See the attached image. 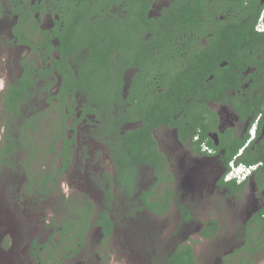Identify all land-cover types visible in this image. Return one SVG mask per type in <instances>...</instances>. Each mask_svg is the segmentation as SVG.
I'll use <instances>...</instances> for the list:
<instances>
[{
  "label": "flooded vegetation",
  "instance_id": "obj_1",
  "mask_svg": "<svg viewBox=\"0 0 264 264\" xmlns=\"http://www.w3.org/2000/svg\"><path fill=\"white\" fill-rule=\"evenodd\" d=\"M153 1L155 2L152 4L150 3V8L146 11L148 17L160 15L161 11L164 8H167L173 0ZM218 1L220 0H217L216 3L211 6L208 3H205V9L203 11L204 15L198 14L199 20L196 23V27L203 25L208 26V30H213L212 27L214 24L211 23L212 16L215 17L218 15L219 19L225 17L231 19L236 16L231 9H217L216 6ZM6 2V8H3L0 5V17H2L4 13H9L14 17V22L9 25L8 29H5L4 42L10 47H22L27 51L29 50L33 54V58L22 56L20 61L17 62V71L13 72L8 79L5 78V80L10 79V81L6 82L2 96H0V107L3 111H5V96L7 94L8 84L12 83L17 77L22 75L24 65L34 63L36 64L37 69L44 68L51 71V73L46 70L42 71L43 77L38 78L39 80L36 82V88L33 93L36 92L37 88L47 90L45 89V84L48 79V81H51L52 83H50V88L47 92L53 90L51 96H54L62 81V75L58 67L55 64H51L54 58L59 61H61L62 58L58 55L56 50L50 51L49 58L37 57L36 53L31 51L29 44L20 41L19 39L29 40L35 44V48L38 49L41 47L44 50L46 49L41 45V40L44 38L42 32H37L35 27L31 28L29 22L15 27L19 14L14 13L10 9L13 0H10V2L9 0H6ZM20 2L23 3L22 0H20ZM34 2L35 0H28V3L31 5L34 4ZM260 2L264 3V0H260ZM218 5H221V3H218ZM130 8L131 9L128 10L122 9V11H120L119 19L126 17L131 12L134 14L136 13L131 6ZM34 16L37 20L40 19L39 27L41 29H47L50 32L53 31L52 29L55 26L54 20L58 19L56 13L45 12L39 17V11H35ZM44 18H48L49 25H44ZM259 18L263 28L258 32H264V7ZM259 18L256 22L255 30L258 27L257 24L259 23ZM23 21H26V19ZM82 21L83 17L81 18V22ZM91 22H93V19H91ZM86 33H88L87 30ZM17 34L20 37H18ZM210 35L212 36V34ZM79 38V36H75V43L70 44L73 50L82 46V44L80 45L77 41ZM50 41L53 46L58 45L55 36L51 37ZM196 43L198 44L196 50L198 49V51H200L201 46L207 47L208 40L206 37H200ZM83 47L86 51L79 48L74 53L72 50L71 57H66V61L71 67H73V60H78L80 62L88 60L89 56L85 55V53L88 52V46L86 45ZM82 52L85 53L83 54ZM196 54H198L197 51ZM249 54H251V51H249ZM263 57V49L255 54L256 61L250 59L249 56L245 57V55L240 52L233 64V68H230L226 61L219 62L218 66L212 64L209 68V74L202 73L198 76L202 81L198 82L197 87L191 90L190 93L185 94V96L181 95V97L177 99H164V102H173L170 108H159V103L155 101V96L153 97L154 94L151 95V97H153L152 99H147L153 85L155 86L156 91L159 92L163 90L162 82H153L151 79L146 80V82L143 81L145 86H149L148 91L139 95L142 89L134 87L132 89L130 101L125 103H120V100H118L117 97H105L104 88H99L98 86L91 87V85L83 87V85L80 86L78 83L71 85L75 88H73L74 92L72 94H67V102L70 110L67 109L66 104L64 105V110L67 114L65 124L67 123V119H71L70 124H66V135L67 138H70L74 134V142L72 144L73 150L70 154V163L68 167L62 170L59 175L67 172L72 166L76 154L74 152L76 151V148L78 150L80 146L82 149L81 161H85V167L81 171L82 182L86 189L85 193H81L82 196H79L77 203L81 207L79 211H81L84 206L89 207L86 215L89 216V223H92L83 234V241L80 244H77L75 248L71 249V243L69 242V244L65 245V247L69 248L63 250L64 243L62 240L61 247L55 249L54 246L50 245L47 249H40L39 253L45 254L44 257H46V254L50 255L53 253L57 257L58 264H67L77 258L87 239H89V236L92 237L93 243L96 244H94V246H97V249H104L106 245L105 242L108 238L115 235L118 226H120V228L122 227L120 222L116 221L112 215L113 210L115 211L116 208L119 209L121 202H123V206H125L126 209L122 215V221L124 222L125 220L122 230L127 229V231H129L128 234L131 236L134 234L137 235V233L132 232L134 225L130 224V222H133L134 216L132 215V210L136 204L143 206L145 210L154 216L163 215L164 213L171 214L170 211L173 210L177 214V233L179 234L181 230H184L185 227L189 226L190 222L194 220L195 215L192 208L193 205L197 203L200 205L201 203H211L214 204L217 209L230 210L232 215L238 216L240 219H242L241 216H244L246 219L242 223L241 231H237L233 237L226 239L228 241L226 246L223 245V247H217L212 250V253L214 251L217 253V258L215 257L217 262L214 264H223L225 261L223 258L233 253L235 249H238L246 239L245 230L249 219L258 214V218H264V180L260 183L256 182V177L262 162L254 163L255 166L253 169L246 172V174L248 172L250 173L246 176L245 180L241 182L225 178V175L229 171V164L232 160H229L227 163V155L229 154L228 152L231 148V144L239 141L246 135L243 146L246 145L247 147L251 145L252 142L257 143L264 135V87H258L259 84L257 82L255 83L257 78L255 73L260 64V76H263L262 74H264ZM256 62H259V65H257ZM13 63H8L3 69L0 68V72L6 70L5 76H7L10 70L9 67H11ZM140 72V69L137 67H131L124 72L121 88L123 98L129 94L127 90L131 84L132 76H137ZM67 79L68 81L76 80L70 74L67 75ZM40 83L42 84V87L38 86ZM262 86L264 85L262 84ZM177 91L182 93V90ZM118 92H120V89ZM73 95L75 97L81 96L84 98L78 116L74 115L72 111L73 104H70ZM53 98L55 101V104L52 105L54 112H51L52 108H50L48 109L49 111L46 110L47 113H45L46 111H43L38 118L47 125L49 130L51 129V125H55L58 120V99L56 97ZM150 103L153 107H157L159 112L154 117H151L150 114H148V108L146 107ZM23 104L24 103H20L21 107H23ZM109 104L111 105L109 106ZM21 107L20 111L22 110ZM82 107L85 109H93L94 111L86 112L83 115L81 111ZM109 111L112 112V118H109V120L106 121V115ZM127 111L130 113L128 117L129 119H118L122 115L121 113H126ZM96 113H99V116L96 115ZM8 114H12L13 116V112H8ZM33 114L36 116L38 115L35 111ZM38 119L32 120L34 125L39 122ZM72 124L76 127L73 128ZM260 124V134L258 135ZM144 127H147V129L144 130ZM253 128L254 130L252 131ZM6 130L8 134H10L9 125L6 126L5 131L2 132V136L0 137V155L4 148H8L9 141L7 139L9 135L5 138ZM139 130H142V133L147 131V145L151 146L152 152L140 154V157L137 158L139 162L134 164V183L132 185H122L117 182L116 177L118 168L122 166L120 165L119 160L120 154L112 152L115 150V141L111 142V140L115 139L116 136H123L126 132H135ZM68 131L71 133L68 134ZM78 131L81 132L80 136L78 135ZM252 133L254 134L253 136ZM51 139H49V141ZM22 140L23 144L21 143L22 145L20 146H26L24 145V143H26L25 136L22 137ZM61 145L62 140L58 139L55 143V148L60 149ZM30 146L31 145H27L26 148H30ZM92 146L95 147L96 151H101L96 153V151L91 148ZM46 153L50 154V152ZM39 155L41 154H34L32 159L35 157L37 158ZM155 162H158L159 165H155ZM27 164H29V162ZM1 165H3L6 171L11 170L5 162H0V166ZM48 166H51V164ZM54 167L56 169L58 166ZM79 170H81V167H79ZM35 172L36 171L31 173L33 174ZM22 173L28 175L26 170L22 171ZM143 176H146V178L143 179ZM27 179L28 176L26 177V181ZM12 183H14V180ZM7 187L9 188V185ZM18 187L19 185L15 188ZM45 188H52L47 194H57L64 199L65 194L61 190L57 191L56 181L47 183ZM129 188H134L132 193L129 192ZM137 188L140 189L137 190ZM144 193H147L148 198L153 202L158 198L163 199L166 203L168 199L165 211L163 213H156L150 208L145 207L144 201L141 199V195ZM40 195L42 197L46 196V194L42 195L41 193ZM66 197V202L69 201L70 203V201L73 200V198L69 199L70 195ZM62 199L58 203H62ZM228 203L230 204V209L226 206ZM1 204H3V200L0 202V205ZM224 206L226 208H224ZM186 209L190 215V218L187 221L185 220L184 211ZM103 215H106L113 221L112 229L107 235L103 232L102 221L105 220ZM27 219L23 221V224H26ZM51 219L52 216L50 221ZM197 220L199 221V237L203 239H214L217 237L219 224L216 219L212 220L216 221L218 228L210 235V237H205L201 234L204 228L208 229L209 232L213 231L212 227L207 228L210 226V221L203 222L202 220ZM49 226V231H54V234H58L57 238L53 241L50 240V242L57 244L60 238L61 228L52 224ZM255 226L256 224L252 223L248 232L250 240L258 238L256 233L258 231L254 233L253 229ZM57 229L59 230L57 231ZM148 229L150 230L152 227L150 226V228L148 227L147 229H144L143 233L147 234L149 231ZM14 234L16 233H8V235H12V238H14ZM1 237L2 235H0V238ZM63 238H65L67 242L68 238L65 234L63 235ZM34 240H37L39 243L38 238L36 237L29 242L28 256L31 257L32 255L31 258L34 263L37 264L38 255L31 253L33 248H31V243ZM232 241H239L235 249L228 247L232 245ZM41 244H43V242ZM219 249H221V252L218 251ZM170 252L169 250L166 251V256H168ZM58 253L60 254L58 255Z\"/></svg>",
  "mask_w": 264,
  "mask_h": 264
},
{
  "label": "trees",
  "instance_id": "obj_2",
  "mask_svg": "<svg viewBox=\"0 0 264 264\" xmlns=\"http://www.w3.org/2000/svg\"><path fill=\"white\" fill-rule=\"evenodd\" d=\"M22 1L23 3L20 0H13L10 8L14 13L19 14L15 27L29 22L31 28L35 27L37 32H42L44 38L41 40V45L46 49L35 48V44L29 40H19L29 44L31 51L35 52L37 57L49 58L50 51L56 50L62 58L61 61L54 58L51 63L58 67L62 75L58 91L52 96L58 99L57 123L51 125L49 130L47 125H43V127L40 125L41 120L38 119L39 122L35 125L31 124L29 120L32 129L25 128L23 130L26 140L24 145L26 146L34 144V141H36H33L31 137L35 130H43L41 136L46 133V136H49L48 140L52 138L47 143V152L55 151L56 157L60 160V165L56 169L53 168L54 164H51L52 166L47 167L50 168V171L43 170L40 173H28V184L31 187H37L42 195H47L52 189L45 188L46 184L56 181V176L59 177V173L68 167L70 163L74 134L67 138L65 124L67 114L64 105L66 104L67 109L70 110L67 94H72L74 92L73 88H75L71 85L78 83L83 87H86V85L98 86L104 88L105 97H117L120 103H125L130 101L134 87L142 89L139 95L148 91L149 86H145L143 81L146 82V80L151 79L153 82H162L163 90L158 92L153 85L147 99H152L155 96L154 99L159 103V108H170L173 102H164V99H177L181 95L185 96V94L190 93L191 90L197 87V83L202 81L198 76L202 73L209 74V68L212 64L218 66L219 62L226 61L227 65L233 68L238 53L242 52L245 57L249 56L250 59L256 61L255 54L262 49L264 50V32L255 30L256 22L264 7V3H261L260 0L218 1L217 9H231L236 16L231 19L228 17L219 19L218 15L215 16L216 18L212 16L213 30H208V26L203 25L196 27V23L199 20L198 14L204 15L205 3L211 6L217 0H173L167 8L161 11L160 15L152 17H148L146 11L150 8V3L155 2L153 0H35L32 5L28 3V0ZM218 3H221V5H218ZM129 5L136 13L131 12L126 17L119 19L122 9H131ZM35 11H39V17L45 12L57 14L58 19L54 20L53 31L50 32L39 27L40 19L37 20L34 16ZM82 17L83 21L81 22ZM25 19L26 21H23ZM91 19H93V22H91ZM86 30L88 33H86ZM17 36L20 37L18 34ZM54 36L58 42L57 46H53L50 41L51 37ZM75 36L80 37L77 41L82 46L73 50L70 44L75 43ZM200 37H206L208 45L207 47L201 46L200 51H198V49L196 50L198 45L196 42ZM86 45L88 46V52L82 53L89 56L88 60L82 62L73 60V67H71L66 61V57H71L72 50L74 53L79 48L86 51L83 47ZM196 51L198 54H196ZM249 51H251V54H249ZM256 64L259 65V62H256ZM131 67H137L141 72L137 76H132L131 84L127 90L129 94L123 98L121 94L122 76ZM44 70L51 73L48 69H37L34 63L24 65L22 75L8 84L5 96V112H13L15 116L19 115L21 112L20 103L22 104L31 98L36 88V82L39 80L38 78L43 77L42 71ZM260 70L261 64L255 73L257 77L255 83L259 84L258 87H264L262 86V84L264 85V74L260 76ZM68 74L76 80L68 81ZM50 83L52 82L47 79L45 89L50 88ZM119 89L120 92H118ZM177 90H182V93ZM75 99L76 97L73 95L70 104H75ZM146 107L151 117L159 113L157 107H153L151 103ZM81 111L84 115V113L94 110L82 107ZM111 113L110 111L107 113L106 121L112 118ZM121 114L118 119H129V111ZM96 115L99 116V113H96ZM261 124L258 128V135L260 134ZM72 127L75 128L76 126L72 124ZM146 129L147 127H144V130ZM141 133L142 130L126 132L123 136H116L115 139L111 140V142L115 141V150L112 152L120 154L119 160L122 166L118 168L116 177L117 182L122 185H132L134 183V164L139 162L137 158L140 157L141 153L152 152L151 146L147 145V131ZM7 135L10 136L6 130L5 138H7ZM245 138L246 135L231 144L227 155V163L243 146ZM58 139L62 140L60 149L55 148ZM7 140L9 141L8 148H4L0 155V162H5V164L11 162L8 158L15 151V145H10V138ZM32 146H30V159L35 154ZM238 160L245 164L262 162L256 182L263 181L264 135L257 143L252 142L251 145L245 147ZM154 164L159 165L158 162ZM133 190L134 188H129V192L132 193ZM141 199L144 201L145 207L150 208L153 212L163 213L167 208L168 199L166 203L163 199L158 198L153 202L148 198L147 193L141 195ZM64 200L63 218L58 224L61 230L57 244L51 243L50 240L43 244L38 243L37 240L31 243V248L33 247L31 253L38 255L37 264H58L57 257L53 253L42 257L39 253L40 249H47L50 245L54 246L55 249L59 248L62 240L64 243L63 250L69 248L65 247L69 242L71 243L70 248H75L77 244L83 241V234L92 223H89V216L86 215L88 206H84L79 211L81 208L79 205L68 204L65 198ZM184 211L185 220L187 221L190 215L187 209ZM258 215L249 219L245 230L246 239L238 249L223 258L225 260L223 264H252L259 253L264 251V223H262L264 218H258ZM103 218L105 219L102 221L103 232L107 235L112 229L113 221L106 215H103ZM252 223L256 224L253 229L254 233L258 231L256 232L258 238L250 240L248 232ZM209 225L207 228L212 227L213 231L209 232L208 229L204 228L201 234L205 237H210L218 228V224L214 220H210ZM64 234L68 238L67 242L63 238ZM163 264H197L192 246L187 243L177 246L165 257Z\"/></svg>",
  "mask_w": 264,
  "mask_h": 264
},
{
  "label": "rangeland",
  "instance_id": "obj_3",
  "mask_svg": "<svg viewBox=\"0 0 264 264\" xmlns=\"http://www.w3.org/2000/svg\"><path fill=\"white\" fill-rule=\"evenodd\" d=\"M6 3V0H0V5L3 8L7 7ZM12 22H14V17L9 13H4L0 17V68L3 69L8 63L14 61L13 65L9 67L7 76H5L6 70L0 72V96H2L6 82L10 81V79L5 80V78L8 79L13 72L17 71V62L20 61V58L22 56L33 58V54L29 50L27 51L22 47H10L4 42L5 29H8ZM43 23L45 26L49 25L48 18H44ZM38 86L42 87V84L40 83ZM52 93L53 90L47 92V90L37 88L31 98L24 102L23 107H21L22 110L17 116L8 114L0 107V137L6 126L9 125L10 136L8 139L10 138L11 145H15V151L8 158L11 162L7 164L11 170L6 171L3 165L0 166V202L3 200V204L0 205V235H2L0 238V264H35L31 258L32 255L31 257L28 256L29 242L36 237L39 243H45L49 240L53 241L58 236V234L53 233L54 231H49V225L58 227L63 217L65 200L57 194H47L42 197L37 188L31 187L28 184V179L26 181L29 174L24 175L22 171L40 173L43 170H49L50 168L47 167L50 164H54L53 168L58 166L60 161L56 157L55 151L50 152V154L46 153L49 136H46V133L41 136L43 130H35V133L31 135L32 140H36L34 144H31L33 145V152L41 154L37 158L29 160L30 148L20 147L23 144V130L25 128L32 129L29 120L32 124V120H37L43 111L50 108H52L51 112H54L52 105L55 104V101L51 96ZM75 102L76 105L73 104L72 111L74 115L78 116L84 98L78 96ZM34 111L38 113L37 116L33 114ZM70 122L71 119L69 118L66 124L69 125ZM40 125L43 127L46 124L42 122ZM70 133L68 131V134ZM78 135L80 136L81 132ZM91 148L96 151L95 147L92 146ZM100 151L98 150L96 153ZM74 153L77 154V158L75 154L73 164L67 172L59 175V177L56 176V185L57 191L61 190L65 194V199H67L66 196L70 195L69 199L73 198L70 203L79 205L77 200L79 196H82L81 193H85L86 189L82 182L81 172L85 167V161H81L82 149L80 146L78 150L76 148ZM28 162L29 164H27ZM145 178L146 176H143V179ZM13 180L14 183H12ZM18 185L19 187L15 188ZM139 189L137 188V190ZM61 199L63 202L58 203ZM120 205L119 209L116 208L115 211H112V215L123 227L125 220L122 221V215L126 209L123 202ZM226 206L230 209L229 203ZM192 208L195 215L194 220L178 234L177 214L173 210L170 211L171 214L164 213L154 216L143 206L136 204L132 210L133 222H130L134 225L132 232L137 233V235L134 234L136 236L129 235L127 229L122 230L123 228L118 226L115 235L105 242L104 249H97L92 237L89 236L77 258L67 264H163L166 251H172L173 247L176 248L184 243L193 246L197 264H214L217 262L215 260L217 253L215 251L212 253V250L223 247V245L226 246L228 244L226 239L233 237L237 231H241L242 223L246 219L244 216H241L242 219H240V217L232 215L230 210L217 209L211 203H201V205L197 203ZM224 208L226 207L224 206ZM26 219V224H23ZM197 219L203 222L216 219L219 224L217 237L214 239L199 237V221ZM147 226L152 227V229H148L147 234L149 235L143 233L144 229L148 228ZM10 232L16 233L14 238L12 235H8ZM231 243L232 245L228 247L235 249L239 241H232ZM218 251L221 252V249ZM40 255L44 257L45 254ZM252 264H264V251L259 253Z\"/></svg>",
  "mask_w": 264,
  "mask_h": 264
},
{
  "label": "clouds",
  "instance_id": "obj_4",
  "mask_svg": "<svg viewBox=\"0 0 264 264\" xmlns=\"http://www.w3.org/2000/svg\"><path fill=\"white\" fill-rule=\"evenodd\" d=\"M245 147H246V145L242 146L238 150V152L232 157V160L229 164V171L227 172V174L230 173V177L226 178V175H227L226 174L225 175L226 179H232V180H237L238 182H241V181L245 180L246 176L250 173V172H248L246 174V172L248 170H252L253 167L255 166V164H245V163L238 160V157L241 156ZM238 176H242V177L240 179H238Z\"/></svg>",
  "mask_w": 264,
  "mask_h": 264
},
{
  "label": "built area",
  "instance_id": "obj_5",
  "mask_svg": "<svg viewBox=\"0 0 264 264\" xmlns=\"http://www.w3.org/2000/svg\"><path fill=\"white\" fill-rule=\"evenodd\" d=\"M259 23L257 24V31H261L262 30V28H263V25L261 24V20H260V18H259V21H258ZM254 130V128L252 129V131ZM252 131H250V132H252ZM254 134L252 133V136H253ZM230 177V173L229 174H227L226 175V178H229ZM242 176H238V179H240Z\"/></svg>",
  "mask_w": 264,
  "mask_h": 264
}]
</instances>
